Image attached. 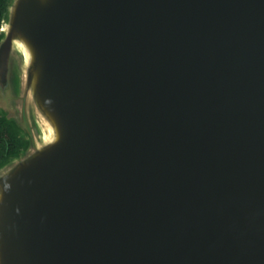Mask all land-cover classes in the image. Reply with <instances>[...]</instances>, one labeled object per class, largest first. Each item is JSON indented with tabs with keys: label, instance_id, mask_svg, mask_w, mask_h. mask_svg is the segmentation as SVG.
Wrapping results in <instances>:
<instances>
[{
	"label": "water",
	"instance_id": "95a60500",
	"mask_svg": "<svg viewBox=\"0 0 264 264\" xmlns=\"http://www.w3.org/2000/svg\"><path fill=\"white\" fill-rule=\"evenodd\" d=\"M0 264H264V0H8Z\"/></svg>",
	"mask_w": 264,
	"mask_h": 264
},
{
	"label": "trees",
	"instance_id": "16d2710c",
	"mask_svg": "<svg viewBox=\"0 0 264 264\" xmlns=\"http://www.w3.org/2000/svg\"><path fill=\"white\" fill-rule=\"evenodd\" d=\"M7 1L8 0H0V28ZM21 146L20 139L6 121L0 117V164L6 160L7 156L18 153Z\"/></svg>",
	"mask_w": 264,
	"mask_h": 264
},
{
	"label": "flooded vegetation",
	"instance_id": "af4514ba",
	"mask_svg": "<svg viewBox=\"0 0 264 264\" xmlns=\"http://www.w3.org/2000/svg\"><path fill=\"white\" fill-rule=\"evenodd\" d=\"M2 156H3V153H2ZM3 159V158H2Z\"/></svg>",
	"mask_w": 264,
	"mask_h": 264
}]
</instances>
